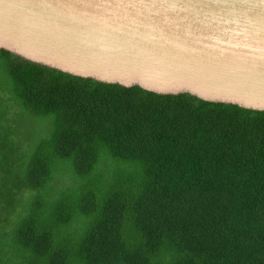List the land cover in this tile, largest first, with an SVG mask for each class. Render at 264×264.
I'll return each mask as SVG.
<instances>
[{
  "label": "trees",
  "instance_id": "obj_1",
  "mask_svg": "<svg viewBox=\"0 0 264 264\" xmlns=\"http://www.w3.org/2000/svg\"><path fill=\"white\" fill-rule=\"evenodd\" d=\"M0 264H264V112L0 51Z\"/></svg>",
  "mask_w": 264,
  "mask_h": 264
},
{
  "label": "water",
  "instance_id": "obj_2",
  "mask_svg": "<svg viewBox=\"0 0 264 264\" xmlns=\"http://www.w3.org/2000/svg\"><path fill=\"white\" fill-rule=\"evenodd\" d=\"M0 51L104 84L264 112V0H0Z\"/></svg>",
  "mask_w": 264,
  "mask_h": 264
},
{
  "label": "rangeland",
  "instance_id": "obj_3",
  "mask_svg": "<svg viewBox=\"0 0 264 264\" xmlns=\"http://www.w3.org/2000/svg\"><path fill=\"white\" fill-rule=\"evenodd\" d=\"M18 129L22 130V134H27L30 140H34L35 135L40 131L44 130V126L40 125L36 122H19L18 123Z\"/></svg>",
  "mask_w": 264,
  "mask_h": 264
}]
</instances>
